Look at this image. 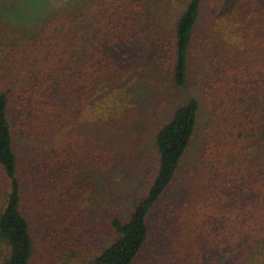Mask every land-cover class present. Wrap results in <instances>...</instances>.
Segmentation results:
<instances>
[{
	"label": "trees",
	"instance_id": "16d2710c",
	"mask_svg": "<svg viewBox=\"0 0 264 264\" xmlns=\"http://www.w3.org/2000/svg\"><path fill=\"white\" fill-rule=\"evenodd\" d=\"M181 1L162 35L155 13ZM152 63L181 93L155 135L146 195L128 218L111 217L114 239L91 258L61 224L50 264H134L198 136L148 263L264 264V0H0V264H32L39 244L54 243L36 218L62 215L75 135L94 125L103 169L122 157L110 148L147 116L138 82ZM53 167L66 187L50 188Z\"/></svg>",
	"mask_w": 264,
	"mask_h": 264
},
{
	"label": "rangeland",
	"instance_id": "374dc122",
	"mask_svg": "<svg viewBox=\"0 0 264 264\" xmlns=\"http://www.w3.org/2000/svg\"><path fill=\"white\" fill-rule=\"evenodd\" d=\"M176 5L177 7L173 6L169 10L166 8L155 13V21L161 27L160 32L164 36L171 33L177 13L183 7V2ZM155 66L154 63L150 64L152 69L147 73L150 76L143 78L144 73H142L138 82V89L141 88L143 91L139 95H142L147 103L151 101L150 106L146 108L147 116L137 123L136 135L131 134L124 139L123 145L116 144L110 148V152L115 156L122 151V157L115 164L103 169L97 163L96 159L100 160V158L95 150L99 149L98 147L101 148L102 136L98 135L96 129L87 131L94 125H88L85 131L75 135L74 140L77 141L79 151H72L65 165L69 167L66 173L71 175L73 182L69 187L71 195L66 206H61V217L52 211H47L45 217L41 214L36 218L40 224L35 228L41 225L49 230L48 236L54 243L46 241L39 244L32 264H50V260L53 259L51 252L55 248L54 244H57L55 242L57 228L61 224L73 227L72 230L77 232L75 239L82 240L84 257L91 258L103 245L109 244L114 239V232L109 225L111 217L119 215L128 218L136 204L146 195L148 182L158 157L154 146L155 135L170 116L181 93L172 85L168 72L164 74L162 70H155ZM148 81L150 83L146 85ZM191 83V88L197 92L196 85L201 82L194 77ZM200 142L201 139L198 136L183 160V166L178 172L177 179L151 210L149 216L152 233L150 244L146 246L134 264H149L148 259L153 252L162 247L158 242L160 232L172 223L170 212L174 211V206L171 202L181 193L182 185L186 180V172L192 168V164L198 158ZM25 147L26 142L24 149ZM90 153H93L94 159L90 157ZM152 164L154 168L150 171V176L146 174L145 169L150 168ZM65 168H62L61 172H64ZM52 169L54 167L50 169L49 177L53 175ZM57 174L60 173L56 172ZM63 176L68 177V174L64 173ZM58 177H52L53 185L50 188L56 189L59 187L57 184L61 188L66 187L64 185L67 184L61 183L62 179L56 183ZM169 199L170 202H168Z\"/></svg>",
	"mask_w": 264,
	"mask_h": 264
}]
</instances>
